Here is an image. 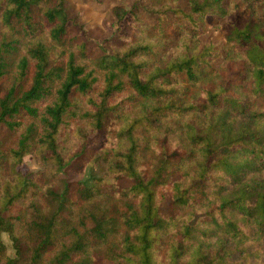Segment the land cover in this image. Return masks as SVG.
Wrapping results in <instances>:
<instances>
[{
    "label": "trees",
    "instance_id": "1",
    "mask_svg": "<svg viewBox=\"0 0 264 264\" xmlns=\"http://www.w3.org/2000/svg\"><path fill=\"white\" fill-rule=\"evenodd\" d=\"M112 16L90 47L68 0H0V264H264V0Z\"/></svg>",
    "mask_w": 264,
    "mask_h": 264
},
{
    "label": "rangeland",
    "instance_id": "2",
    "mask_svg": "<svg viewBox=\"0 0 264 264\" xmlns=\"http://www.w3.org/2000/svg\"><path fill=\"white\" fill-rule=\"evenodd\" d=\"M139 0H68L70 15L77 17L82 28L81 34L84 40L88 42L90 47L102 45L107 46L109 41L117 40L119 35H130L131 20L127 19L121 25L119 33L115 21L112 16V9L125 4L127 7H132ZM233 0H224V5L228 6ZM227 25V19L218 17H209L205 22V38L218 42L221 38V29ZM106 141V134L99 132L92 136L89 140L88 147L91 150L99 149ZM40 168L37 165L33 156H28L24 159L22 171L26 174H33ZM79 165L74 163L61 173V178L68 182H77L80 179H88V175L80 177L78 174ZM3 240L8 247V254L11 257L15 253L11 247V243L7 235H3Z\"/></svg>",
    "mask_w": 264,
    "mask_h": 264
}]
</instances>
